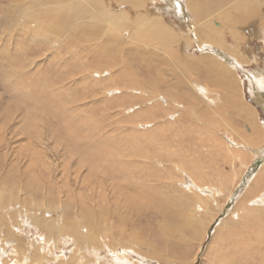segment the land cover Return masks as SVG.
<instances>
[{
    "label": "bare ground",
    "instance_id": "1",
    "mask_svg": "<svg viewBox=\"0 0 264 264\" xmlns=\"http://www.w3.org/2000/svg\"><path fill=\"white\" fill-rule=\"evenodd\" d=\"M151 5L157 8L158 11H146L140 14L142 12L141 8L144 7L145 10L147 6ZM7 11L14 13L13 17H15L17 22L11 24L8 27L9 29L5 28L3 32L6 33L5 36L10 41L17 35L21 36L20 40L17 39L16 41L24 44L25 47L23 45L22 47L20 46L22 50L27 51L28 48L25 45L27 42H29V45L34 44V47L39 43H43L46 47H49V50H47L49 57L53 58L59 55L61 58L62 56L61 60L65 63H71L73 58L80 57L82 59L81 64L87 65L89 60L91 63L94 62L95 66L103 64L105 68H111V72L114 73L113 77L124 76L131 81L132 85H136L131 91L135 90L138 94L143 95L139 98V101H143L144 98L153 99L155 103L149 105V109L159 108L156 102L163 101L166 104V108L171 109V111L165 113L164 117V119L169 118V120H164L161 124L162 126L164 124L165 127L168 126L167 128L170 129L167 131L165 128L159 130L164 135L169 132L172 133L173 137L170 136L173 143L169 144L171 141L168 143H157L156 146L159 144V148L158 153L155 155L147 154L148 152L139 155V153L136 154L134 151L133 153L136 155H133L132 150L121 151V154H119L120 160H125L127 164L131 165L129 169L127 168L129 171H127V175H129L126 180L119 178L115 168L107 162L108 160H105L104 165L102 163L103 166L100 165L103 167L101 169L99 166L97 168L92 165L90 168L85 169L78 166L73 167L72 165V167L61 166L60 174L56 178L51 171L52 169L44 167L36 152L20 151L18 154L12 155L10 153L9 158H7L8 153L4 152L0 156V251L3 253L4 250H7L4 256L15 258L10 262L2 260L3 262L0 261V264H102L99 262L100 259L104 261L103 264H156L154 263L155 261L159 264H174L170 263L173 261L174 256L170 253L172 248L169 244L175 243V241L170 239L169 235L171 232H173V236L179 233L177 225L168 224L164 219L162 222L152 220V224H150L151 221L138 224L142 215L146 216L145 214L147 213L148 215L149 212L156 214L163 210L158 203L159 198L162 196L161 194H164L165 204L172 203L173 196L171 193V196L164 193L166 191L163 192L162 188L161 196H157L158 193L148 192V194H145L141 190V185L142 187L144 185L149 186L152 189L156 186L154 183L158 181V178L152 172L157 169L158 171L155 170V172L167 173L165 167L170 162L165 159L166 156L169 159L177 156L174 164L171 162L173 164L171 166L175 170L182 171L181 167L186 160H182V153L179 155L174 153L186 152V143H177V139L182 134H188V132L195 131L194 133H197L195 140L199 141V143L206 145L205 142H208V144L214 146H218L219 143L223 144L225 146V156L238 160L242 164L246 157L243 160L240 157L244 155L250 157L252 154L247 170L241 174L239 184L233 190L230 200L225 204L224 210L218 217L229 209V206L237 198L236 196L250 180L254 183H264V145L257 148L251 145V141H262V139L264 141V122L261 120L262 117H260L258 107L247 99L244 92V81L236 71L240 68L237 66L238 62L245 65L249 60V57L244 56L242 51L244 47H248L251 41H261L264 48V0H0L1 16ZM189 33L195 36L197 42L202 45L200 46L201 48H212L216 52L197 56L194 50H190L193 43L190 40ZM62 48L67 52H64L65 55L61 54ZM22 54L24 55V52ZM117 54H120L119 57L122 58H118ZM218 54L221 55L218 56ZM13 56H11L12 60ZM45 58L48 59L47 56ZM85 60L86 62H84ZM133 61L142 63L147 68L151 66V71L148 73L149 80L142 77L146 75H141L133 70ZM63 62L61 64L64 65ZM56 63L60 64L59 62ZM75 64L77 63L75 62ZM60 67L63 69L62 65ZM153 68L156 71H152ZM259 69L257 72H259ZM93 70L96 73V70ZM110 70L104 69V71L108 72ZM257 72H252L253 74L249 81L255 79L257 83H254L261 88L257 89L256 85H251L250 94L260 105L259 108L264 109V70L259 72L260 74ZM153 73L155 75L151 76ZM134 74H139L142 80L138 81L141 78H136ZM29 75L31 76V74ZM38 77L37 80L42 75L40 78ZM17 80L14 82H17ZM32 80L34 82V78ZM70 83L72 84V82ZM116 83L118 84L119 82L117 81ZM16 84V89L20 85H26L24 88L25 96L28 95L33 86L32 81L27 84V78H24V76ZM32 90H36V88H32ZM107 94L108 96L110 95L109 92ZM101 95L105 96V94ZM129 105H131L130 102ZM139 109L142 108L139 107ZM45 111H47V108ZM141 111L139 112L141 113ZM262 111L264 113V110ZM239 115L246 118L243 121L245 122V130L240 133V138H243L241 140L244 142L237 141V137L235 140L234 137L228 136L222 130V136L219 135L218 137L217 133L219 132L216 127L221 126L225 130L226 128L224 127L226 126L232 130L230 127L231 121L229 122L228 119H236ZM155 120L157 121V119ZM149 121L146 120V122ZM153 126H156V124H151L150 128H154ZM135 127H137V131L141 132L140 135L145 136L146 130L142 129L141 124L135 125ZM38 128L36 127L35 129ZM122 135H124L122 137H127L126 133H122ZM147 137L145 136L144 138ZM222 138L224 140L227 139L229 142L226 143ZM211 140H217L218 142L212 143L210 142ZM151 141L149 140L146 144L147 148H150ZM223 146L221 145V147ZM242 147L248 150L245 151ZM138 158H144L141 160L144 172H138H148L146 175H142V178H140L141 176L136 178L134 174L136 172H132L140 166ZM255 160H259V165L254 172H251L250 168ZM93 176L94 178L92 179ZM136 176L138 177L137 174ZM169 177L172 179L171 176ZM170 179L160 178L159 184H164ZM72 180L74 183L71 182ZM190 180L192 181V179ZM124 181H133L138 188H133L136 191L132 190V193L131 186L127 190L123 187ZM199 184H201L200 181ZM189 189L191 191V188ZM198 193L200 192L198 191ZM144 206L147 210H150V207L152 211H147ZM164 210H167V212L164 211V215L165 218H168L170 210L167 207ZM259 210L256 209L254 211L258 214L261 213ZM189 212L192 213V215L187 217L189 224L190 226H196L194 218L198 216V213H194L193 207L189 209ZM133 215L138 216L136 218ZM201 215L204 216L203 214ZM259 215L261 217L259 220L263 223L264 213ZM259 215L256 216L259 217ZM217 218L213 219L214 221L209 225L210 230L219 221ZM153 224L157 228L155 229V231L157 230L155 235L153 234ZM139 226L142 227V233L141 231L137 233ZM149 229L150 234L147 233L148 236L144 233V230L148 231ZM174 229L178 233L174 234ZM210 230H208V236ZM238 230L240 231V229ZM252 232L259 234L260 229L252 230ZM151 240L155 241L158 246L167 245L168 247L153 248L152 246L155 244ZM235 241L238 240L236 239ZM161 252L164 254L163 256L160 254Z\"/></svg>",
    "mask_w": 264,
    "mask_h": 264
},
{
    "label": "rangeland",
    "instance_id": "2",
    "mask_svg": "<svg viewBox=\"0 0 264 264\" xmlns=\"http://www.w3.org/2000/svg\"><path fill=\"white\" fill-rule=\"evenodd\" d=\"M141 11L142 12H140V14L144 13L146 11L155 12L158 10L153 5H151V6H147V8H145V10H144V7L141 8ZM13 15H14V13H12L10 11H7L3 16H1V14H0V39H1L0 40V98H2V99H0V137H1V139H0V156L4 152L8 153L7 158H9L10 153L12 155V154H18L20 151H23V152L34 151L39 155V158L42 160L44 167H47V169H52L51 171L55 174L56 178L60 174L59 171L61 170V166H65V165L71 166L72 165L73 167L78 166V167H83L85 169V168H90L92 165L93 167L99 166V168L101 169L103 167H101L100 165H102V163L104 165L105 160L106 161L108 160L107 162L110 163L113 168H115L116 173L118 174L119 178L126 180L128 175H129V174L127 175V173L129 172L128 169H129V166H131V165L127 164L125 160H120L119 154H121V151H124V150H130L131 151L132 150L131 151L132 153L134 151L136 154L139 153V155L140 154L143 155V153H146V152H148L147 154L151 153L152 155H155L158 153V148H159V144L156 146L157 143H168L169 141H171V138L173 137L172 133L169 132V133H166L164 135V133L161 130H159L162 128H165L166 131L168 129H170V128H167L168 126L165 127L164 124H163V126L161 124L162 122H164V120L165 121L169 120V118L164 119V117H165V113L171 111V109L169 110L168 108H166V104H164L163 101L160 100L161 102L160 101L156 102V104H158L159 108L156 107V108H153L152 110L149 109V105L155 103V101L153 99L144 98L143 101H139V98H141L143 95L138 94V92L135 90L131 91L132 89L135 88L136 85L135 86L132 85L131 81L126 79L124 76L113 77L114 73L111 72V70H110L111 68L110 69L108 67L105 68V66H103V64L96 65L97 66L96 67L93 64L94 62L91 63V61L89 60V63L87 62L88 63L87 65H89V66H87L86 64H81L82 59L80 57L73 58V60H71V63H67V62L65 63V62H63V60H61L62 56H61V58L59 57V55H57V57L55 56L53 58L49 57L47 55V52H48L47 50H49V47L48 46L46 47L45 44H43V43L42 44L39 43L38 45H35V47H34V44L29 45V42H27L25 44V45H27V48H28L27 51L22 50L21 47H22V45H23V47H25L24 44L23 43L20 44V41H16L17 39L20 40L21 36L17 35L14 37L15 40L13 39L10 41L6 38V36H5L6 33L3 32V30H5V28L9 29L8 27H10L11 24H15L17 22L15 17H13ZM185 31H187V30L185 29ZM189 35H190V40L193 43V45H191L190 50H194V53H196L197 56H201L205 53L207 54V53H215L216 52L212 48H205V47L201 48L200 46H202V45L199 42H197L195 36L192 33H189ZM2 39H3V41H2ZM37 46L39 49L36 48ZM29 48H30V50H29ZM18 50H19V52H18ZM23 52H24V55L22 54ZM43 52H45V53H43ZM64 52L67 53L62 48L61 54H64ZM13 53H14V56H13ZM242 53L244 56L249 57V60L245 64L246 66L241 64V63H240L241 65H240L238 62L237 66H239L240 68L236 71L242 77V80L244 81L243 86H244V92L246 94L247 99H249V101H251V103L253 102V104L258 107V110L260 112V117H262L261 120L264 122V113L262 111L264 109L259 108L260 105L256 102L255 99H253L252 95L250 94L251 85H253V86L256 85L255 87H258V84H255V83H257V81L255 79L253 81H251V80L249 81V78L251 79L252 74L255 73V71L257 72L259 68H260L259 72L264 70V48H263V45L261 44V41H259V40H256V42L251 41L249 43L248 47H244V50L242 51ZM27 54H29V55L27 56ZM21 55H23V56H21ZM119 55L117 54L118 58H122V57H119ZM220 55L221 54H218V56H220ZM11 56H13V60H12ZM46 56L48 57V59L45 58ZM54 58H57V59H54ZM31 59H32V62H31ZM254 60H256V61L254 62ZM25 61H27V62H25ZM56 62H59L60 64H58ZM61 62H63L64 65L61 64ZM75 62L77 64H75ZM84 62H86V60ZM23 63H24V65H22ZM36 63H37V67H36ZM132 63L134 64V65L132 64L133 70H135V72H137V73L139 72L141 75H146V76H142V77L144 79L149 80L148 78H150V77H149L148 73H149V71H151V69H150L151 66H149V68H147L142 63L135 62V61H133ZM55 64H56V66H55ZM61 65L63 66V69H62V67H60ZM12 68H13V70H12ZM76 68H78V69H76ZM103 68L105 70L107 69L110 71L109 72L104 71ZM93 69L96 70V73ZM54 70L56 71V73ZM57 70H58V72H57ZM145 70H147V71H145ZM79 71H80V73H78ZM152 71H156V70L153 68ZM103 72L104 73L107 72V73L104 74ZM259 72H257V73L260 74ZM87 73L90 75H88ZM12 74H13V76H12ZM29 74H31V76ZM262 74H263V72H262ZM41 75L43 78L41 77ZM94 75H96L95 76L96 78L94 77ZM134 75L138 79L141 78V76L139 74L138 75L134 74ZM153 75H155V73H153L151 76H153ZM23 76H24V78H27V84H29V82L32 81L33 86H34V87L32 86V88H34V89L36 88V90H32V88H31L30 91L28 92V95H26V96L24 95V93H25L24 88L26 86L25 84L20 85L19 87H17V89L15 86V85H17L16 83L18 82V80L20 81V79ZM72 76H75V77L72 78ZM37 77L38 78L41 77V78L37 80ZM33 78H34V82L32 80ZM79 78L81 79V81ZM71 79H73L74 81ZM15 80H17V82H14ZM88 80H89V82H88ZM140 80H142V78L139 79L138 81H140ZM82 81H84V82L81 83ZM112 81H114V82H112ZM117 81L119 82L118 84L116 83ZM124 81H125V83H124ZM38 82H40V83L42 82V83L40 84ZM43 82H45V83H43ZM70 82H72V84ZM67 83H69V84H67ZM50 84H52V85H50ZM109 84H111V85H109ZM117 85H118V87H117ZM39 86H40V88H39ZM67 87H69V88H67ZM104 87H105V89H104ZM260 88L261 87H258L257 89H260ZM43 89H45V90H43ZM119 89H120V91H119ZM127 90H129V91H127ZM108 92L110 94L109 96L107 94ZM83 94H85V95H83ZM101 94H105V96L101 95ZM28 97H29V99H28ZM32 97L34 98V100ZM92 99H93V101H92ZM32 101H33V103H32ZM43 101H44V104H43ZM120 101H121V103H120ZM135 101H136V103H135ZM112 102H114V103H112ZM129 102L131 105H129ZM72 104H74V105H72ZM114 104H116V105H114ZM39 105H40V107H39ZM130 106H134V107H130ZM137 106L141 107L142 109H139V107H137ZM42 107L44 110L42 109ZM145 107H146V109H145ZM46 108H47V111H45ZM62 108L64 109V111ZM74 108H76V109H74ZM101 108H103L102 111H101ZM134 109H135V111H133ZM154 109H156V110H154ZM139 111H141L142 114ZM104 112L107 115H105ZM136 112H137V114H136ZM76 113H77V115H76ZM100 113L103 115H101ZM121 113H123V114H121ZM145 114H147V115H145ZM158 114H159V116H158ZM127 115H128V117H127ZM133 115H134V117H133ZM154 118L157 119V121ZM128 119H130L132 122ZM146 120H150L149 121L150 123L146 122ZM245 120H246V118L244 116H240V115L236 119L235 118H233V119L230 118V120L228 119L229 122L231 121L230 127L232 130H230L226 126L224 127L226 129L223 130V128H221V126L220 127L218 126V127H216V129L218 130V132L220 134L217 133V136L218 137H219V135L222 136L221 133L224 131L226 134H228V136L230 135V136L234 137L235 140L237 137V141L243 143L244 141L241 140L243 138H240L241 137L240 133H242L241 132L242 130H245V122H243ZM104 121H107V122H104ZM94 122H95V124H94ZM101 122H102V124H101ZM157 122L158 123L160 122L159 123L160 126ZM153 123H155L156 126H153L154 128L151 129L150 127H151V124H153ZM139 124L142 125L143 130H146V133L144 135L146 137L147 136H149V137L144 138L145 136L140 135L141 132L137 131V127H135V125H139ZM120 126H122V127H120ZM131 126H133V127H131ZM36 127L37 128L39 127V128L35 129ZM113 127L117 128V129H114ZM236 127H238V128H236ZM121 128H122V130H121ZM233 128L235 129V131ZM227 129H229V130H227ZM221 130H222V132H221ZM194 132H188V134L185 133L186 135L182 134L181 135L182 137L180 136L177 139V141H178L177 143H181V142L186 143V146H185L186 152L181 151V152H178V154H177V152L174 153L175 155H179L182 153L183 154L181 156L182 160H186L183 162L184 165H182V167H181L182 171H178L177 169L175 170L173 168V166H171L174 164L177 156L173 157L171 159H169V157L166 156L165 159L169 160V162H170V163H168V165L166 167L164 166L166 168L165 171H167V173L155 172V170L156 171H158V170L155 169L156 166L153 165V166H155L154 167L155 170L152 173L155 176H157V178H158V181H156L154 183L156 186H154L152 189L149 186L144 185L142 187V185H141V190L145 194H148V192H149V193H156V194L158 193L157 196L162 195L161 198H159L158 203L163 210L160 213H156V214L153 212H149L148 215H147V213L145 214L146 216L142 215L143 217L142 216L140 217L138 224H142L141 222H147V221H151L150 224H152V220H155V222H157V221L162 222V220L164 219L167 221L166 223H168V224L177 225L176 227H177V230H179L178 231L179 233L177 232V230L174 229L175 230L174 234L175 233H178V234L176 236H173V232H171L169 235V238L175 241V243L173 242V243L169 244V246L172 248V249H170L171 250L170 253L172 256H174L173 261L170 263H174V264H178V263L179 264H221V263L222 264L223 263L224 264H264V236H263L264 235V231H263L264 230V222L262 223L259 220L261 218L259 214L264 213V209H263L264 208V203H263V201H264V185H262L264 183H254V182H252V180H250L247 183V185L245 186V188H243L239 192V194L236 196L237 198H235V201L232 203L231 206H229V209L224 211L225 212V213H223L224 215L222 214L220 217H218V215L222 212V210H224L223 208H224L225 204L230 200V197H231V194L233 193V190L239 184V181L241 180V174L245 170H247L249 162L252 158L251 157L252 154L250 155V157H247L245 155L241 156L240 157L241 160H243L246 157L245 161H243L244 163L242 164L238 160L231 159L229 156H225V150H224L225 146H223V144L219 143L218 144V146L220 147L219 148L218 146L208 144V142H205L206 145L203 143H199V141L195 140V136L197 133H194ZM122 133L123 134L126 133L127 137H122V136H124V135H122ZM39 134L41 137L39 136ZM151 136H154V137H151ZM148 139L150 141L152 140L150 143V148L146 147L147 146L146 144L149 142ZM222 140L225 141L226 143L229 142L227 139L224 140V138H222ZM144 142H145V144H144ZM210 142L214 143V142H218V141L217 140H215V141L211 140ZM172 143H173V141H171L169 144H172ZM263 143H264L263 139H262V141H256V142L251 141L252 147L255 146L254 148L261 147V146L263 147V145H264ZM94 144H96V145H94ZM221 145L223 147H221ZM35 146H36V148H35ZM155 146H156V148H155ZM5 149H7V151H5ZM68 149H70V150H68ZM242 149H245V151L248 150L245 147L244 148L242 147ZM143 150H144V152H142ZM106 151H108V152H106ZM136 154L133 153V155H136ZM142 159H144V158H138V160H140V166L138 168H136L135 171H132V172H136V173H134L136 178H139L140 176H141L140 178H142V175H146L148 173V172L147 173H140V172H144L142 170V168H143V163L141 162ZM172 159H174V160L172 161ZM46 160H47V162H45ZM79 162H81V163H79ZM73 164H75V165H73ZM162 167H163V165H162ZM97 168H96V171H97ZM2 169H4V168H2ZM130 169H132V167H130ZM55 171H57V172H55ZM138 171H140V172H138ZM83 173L87 174L85 172H83ZM136 174L138 175V177L136 176ZM218 175H220V176H218ZM169 176H171L172 179H170ZM186 176H187V178H186ZM189 177H191L190 179H192V181L189 179ZM93 178H94V176L92 177V179ZM160 178H167L170 180H167L168 182H165L164 184H159ZM196 178H198V179L196 180ZM133 181H134V179H133ZM133 181H129V182L124 181V183H123V187L126 190L129 189V187L131 186V192L132 193H133L132 190H134L135 188H138V186L134 185L135 182H133ZM179 181H181V182H179ZM183 181H185V182H183ZM199 181L201 184H199ZM71 182H73V180ZM252 184H253V186H252ZM165 186H167V187L165 188ZM155 187H157V188H155ZM159 187H160V189H159ZM204 187H205V189H204ZM249 187H251V188H249ZM161 188H162L163 192L166 191L164 193L168 194L169 196H171V195L173 196L172 203H167V204L164 203V198H163L164 194H161L162 193ZM189 188H191V191ZM134 191H136V190H134ZM198 191L200 193H198ZM211 191H212V193H211ZM170 193H171V195H170ZM140 194H142V193H140ZM242 200H243V202H242ZM260 203H262V204H260ZM246 206L249 208H247ZM166 207H167V209L170 210L168 218H165V215H164L165 212H167V210L166 211L164 210ZM192 207L194 208L195 214L198 213L199 210L201 211V212L199 211V213L197 214L198 216H196L194 218V221L197 224L196 226H190L189 219L187 218L188 215H192V213L189 212V209ZM244 207H245V209H244ZM142 208H141V210H142ZM144 208L146 209L145 206H144ZM237 208H238V210H237ZM149 209L150 210H147V209L146 210L152 211V209L150 207H149ZM256 209H260L259 211L261 213L256 214V212L254 211ZM249 212H251V213H249ZM151 213H152V215H151ZM201 214H203L204 216H202ZM245 214H246V216H245ZM138 215H133V216L137 218ZM256 215L257 216L259 215V217H257ZM148 216H150L151 218ZM253 216L256 218H254ZM142 218L146 219V220H143ZM148 218H149V220H148ZM215 218H217V220H219V221L216 220L217 222L211 228L212 230H210L209 225L211 224L212 221L215 220ZM248 218H249V220H248ZM181 221H183V223H181ZM251 222H253V223H251ZM243 224H247V225H243ZM180 225H182V226L179 227ZM152 227H154V229L152 228L153 234L154 235L157 234V230L155 231V229H157V228H155L154 224L152 225ZM141 228L142 227L139 226L137 233H139L140 231L142 233ZM238 229H240V231ZM256 229H260L259 234L255 233V232H254L255 233L254 234L252 232V230H256ZM208 230H210L209 236L207 235ZM144 231H145L144 233L150 234L149 233L150 229L148 231H146V230H144ZM246 233H248V234H246ZM239 234H240V236H239ZM241 235H242V237H241ZM257 235H259V236H257ZM236 239L238 241H235ZM245 240H246V242H245ZM148 241H149V239H148ZM151 242L156 245L155 241L151 240ZM250 242H252V243H250ZM182 243L184 246L182 245ZM253 243L256 245H254ZM179 244L182 246H180ZM239 244H241V245L239 246ZM155 245L152 247L153 248H155V247H157V248L168 247L167 245H165V246H158V245L155 246ZM201 249H202V251H201ZM246 249L249 251V253ZM6 251L7 250H4L3 253L0 251V257H1L0 261L1 262H3L2 260H4L5 262H10L15 258L12 256L5 257L4 254L7 253ZM160 254L162 256L164 255L162 252ZM219 254H220V256H219ZM102 256H103V254H102ZM196 256L199 257L200 260H199V258L197 259ZM3 257H5V258H3ZM99 262H101L102 264L104 263V261L102 259H100ZM154 263L159 264L156 261Z\"/></svg>",
    "mask_w": 264,
    "mask_h": 264
},
{
    "label": "water",
    "instance_id": "3",
    "mask_svg": "<svg viewBox=\"0 0 264 264\" xmlns=\"http://www.w3.org/2000/svg\"><path fill=\"white\" fill-rule=\"evenodd\" d=\"M259 165V160H255L250 168L251 172H254L257 168V166Z\"/></svg>",
    "mask_w": 264,
    "mask_h": 264
}]
</instances>
